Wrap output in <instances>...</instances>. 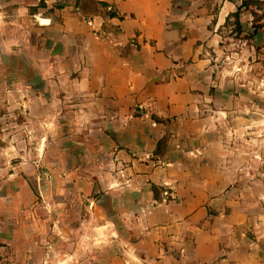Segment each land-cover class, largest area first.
Returning <instances> with one entry per match:
<instances>
[{"label":"crops","instance_id":"1","mask_svg":"<svg viewBox=\"0 0 264 264\" xmlns=\"http://www.w3.org/2000/svg\"><path fill=\"white\" fill-rule=\"evenodd\" d=\"M244 1L0 0V155L68 130L51 184L27 156L0 164V264H264L216 163L236 112L217 62L231 24L251 28Z\"/></svg>","mask_w":264,"mask_h":264},{"label":"rangeland","instance_id":"2","mask_svg":"<svg viewBox=\"0 0 264 264\" xmlns=\"http://www.w3.org/2000/svg\"><path fill=\"white\" fill-rule=\"evenodd\" d=\"M243 7L252 14L251 28L247 33H242L238 25L233 22L231 24L232 31L225 33L224 40L227 45L223 47V53L217 62L219 69L225 72V76L233 79L228 84H230L229 89L236 91L235 100L233 99L236 112L234 115L225 117L221 123L219 136L222 137L224 150L221 151L223 156H216V163L227 176V190H230L247 208L248 216L253 221L248 232L253 237L256 236L255 234H259V230H264V221H262L264 220V30L261 31L262 37H259L261 33H257V30L264 25V3L258 0H247L243 2ZM254 30L257 32L253 33ZM228 34L230 38L238 40L231 44L229 38H226ZM242 38L246 40H242ZM243 115L247 119H242ZM8 117L11 121H16L21 116L17 111H14ZM48 126L51 125L48 124ZM58 130L51 127L35 130L43 136V142L38 151L34 147V139L27 137L26 143H14L8 155L6 153L0 155L5 156L0 159V164L18 165L21 156H27L26 169L36 170L41 185L51 184V170L53 172L58 170L59 174H62V170H66V166L57 167L54 159L59 157L65 165L67 164L64 158L68 149L66 138L68 130L61 128ZM75 132L80 136L82 134V130ZM26 134L27 136L34 135V129H29ZM152 150H156L155 145ZM37 152L40 155H37ZM207 153L209 154V152ZM6 156H10L9 159H6ZM34 156H42V159L36 163L37 165H34L32 161ZM208 158L209 156H204V159ZM9 168L5 167L4 171H0V185H7L6 177ZM22 172L24 171L17 173L16 177H12L10 183L14 184L13 180L18 176L24 177ZM30 178V180L27 179V182L31 187H34L37 179ZM59 180V184H67L64 176L60 175ZM46 195L48 194L44 192L43 197ZM67 196L64 197V201L67 200ZM70 197L72 196L70 195ZM39 198L41 199V197ZM42 199L45 200L46 197ZM80 199L83 200L82 197Z\"/></svg>","mask_w":264,"mask_h":264},{"label":"built area","instance_id":"3","mask_svg":"<svg viewBox=\"0 0 264 264\" xmlns=\"http://www.w3.org/2000/svg\"><path fill=\"white\" fill-rule=\"evenodd\" d=\"M111 8H109V10H110Z\"/></svg>","mask_w":264,"mask_h":264}]
</instances>
